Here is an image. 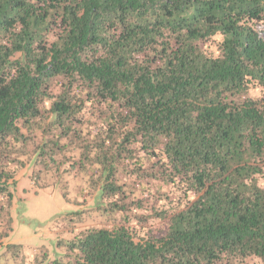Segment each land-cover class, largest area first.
Masks as SVG:
<instances>
[{
    "label": "trees",
    "instance_id": "trees-1",
    "mask_svg": "<svg viewBox=\"0 0 264 264\" xmlns=\"http://www.w3.org/2000/svg\"><path fill=\"white\" fill-rule=\"evenodd\" d=\"M63 140L116 219L74 264H264V0H0V228Z\"/></svg>",
    "mask_w": 264,
    "mask_h": 264
},
{
    "label": "rangeland",
    "instance_id": "rangeland-1",
    "mask_svg": "<svg viewBox=\"0 0 264 264\" xmlns=\"http://www.w3.org/2000/svg\"><path fill=\"white\" fill-rule=\"evenodd\" d=\"M203 46L209 52H216L213 43ZM100 125L87 123V129L94 132ZM61 143L53 160L46 156L43 161L35 155L39 146L36 141L14 153L15 162L8 167L14 177L10 182L13 183L12 202L8 210L11 223L9 228H0V264H74L77 256L67 249V243L87 229L110 228L116 223V219L102 214L96 207V190L89 188L93 169H78L81 150L74 142L69 144L63 140ZM93 180H97L95 175ZM152 201L148 208L153 206ZM154 227L160 228L161 224L156 222ZM12 244L21 245L22 256L7 250ZM255 263V260L248 261V264Z\"/></svg>",
    "mask_w": 264,
    "mask_h": 264
}]
</instances>
